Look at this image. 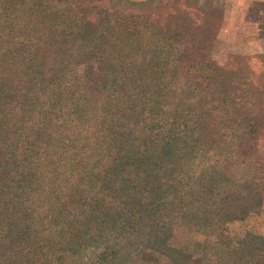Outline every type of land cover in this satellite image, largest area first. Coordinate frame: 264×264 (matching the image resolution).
<instances>
[{
	"label": "trees",
	"instance_id": "16d2710c",
	"mask_svg": "<svg viewBox=\"0 0 264 264\" xmlns=\"http://www.w3.org/2000/svg\"><path fill=\"white\" fill-rule=\"evenodd\" d=\"M17 1L7 3L9 10H16ZM174 1L55 0L71 14L66 20L50 17L47 27L57 52L71 61L57 62V73L69 75L68 89L44 83L48 77L39 67L29 73L35 80L29 79L21 97L25 99L16 104L31 106V99H38L33 93L45 84L49 95L43 98L53 113L69 101L70 122L82 131L69 134L68 145L49 136L43 139L37 131L29 141L0 119V192L10 189L14 178L39 174L41 167L34 164L35 169L33 159H42L41 164L52 160L49 151L58 146L70 155L69 147L80 144L82 133L90 141L97 113L107 106L113 113L115 99L129 113L108 117L101 135L106 145L85 149L87 158L80 164L93 171L96 165L89 159L102 154L100 163L108 166L100 179L102 190L107 193L115 180L120 182L115 190L121 204L130 207V217L117 228L137 234L147 248L169 254L174 250L166 233L179 216V225L203 235L198 256L179 250V264H264V236L246 233L235 242L224 231L228 223L245 219L263 204L264 53L231 55L218 64L211 52L222 14L210 0ZM44 2L39 0L40 10L60 9L43 7ZM253 6L261 8L255 14H262L256 15L262 28L264 2ZM253 64L259 65L258 74ZM101 95L105 101L96 102ZM9 117L4 115L15 126L24 123L23 118ZM103 121L101 115L99 128ZM56 124L52 116L49 126ZM40 140L44 142L39 146ZM236 167L248 174L237 179L232 174ZM46 171L55 174L50 164ZM72 236L80 247L82 236Z\"/></svg>",
	"mask_w": 264,
	"mask_h": 264
},
{
	"label": "rangeland",
	"instance_id": "374dc122",
	"mask_svg": "<svg viewBox=\"0 0 264 264\" xmlns=\"http://www.w3.org/2000/svg\"><path fill=\"white\" fill-rule=\"evenodd\" d=\"M9 1L0 0V92L5 97L0 100V119H3V123L9 122L7 129H17L29 141L37 131L42 133L43 139L49 136L68 145L67 136L76 130L79 133L82 131V128L75 127L70 122L72 106L69 101L57 108L59 112L53 113L54 109L43 98L49 95L45 84L40 93H33L38 99H31V106H20L16 101L25 99L21 97L29 87V79L35 80V76H30L29 73L39 67L48 77L44 83L50 81L60 90L68 89L69 75L63 78L57 73V62L66 64L71 61L62 52H57V45L47 35L50 32L47 27L51 26V19L61 16L62 20H66L71 14L56 5L55 0H44L43 7L50 5L53 11L60 8L58 12L51 13L40 10L39 0H19L15 3L16 10H9ZM113 1L117 3V0ZM164 1L168 5L175 2ZM210 1L217 7L218 14H222L217 40L211 52L214 61L223 65L231 55L253 56L264 53V20H261V28L256 15L262 14H255L261 8L253 6L255 1L263 3L264 0ZM243 10L245 20L242 22ZM51 67L55 69L53 72ZM252 67V71L258 74L255 69H259V65ZM72 69L73 64L65 71L70 73ZM167 99L172 101L173 95L168 94ZM104 101L105 96L101 95L96 102ZM111 103L114 106L113 113L108 112V106L97 113L90 141L82 133L80 144L75 143L69 147L70 155L64 153L65 148L58 146L56 150L49 151L52 160L41 164L39 161L42 159H33L34 168L38 169L34 164L41 167L40 173L33 174L31 179L14 178L10 181L17 182L10 189L4 188L0 192V264H179V250L193 258L198 256L203 235L179 225V216L170 225L171 231L166 233L167 245L174 250L169 254L147 248L145 240L139 241L138 235L132 234V231L121 232L117 227L130 217V207L127 209L121 204L123 200L120 192L115 190L121 185L119 181L115 180L107 193L102 190L104 182L100 179L108 166L107 163L100 162L105 157L97 154L98 164H94L95 158L89 159L92 165H96L93 171L89 165L80 164L82 159L87 158L85 149L88 150L94 144H97V148L106 145L101 135L106 133L104 130L110 115L124 117L129 113L115 99ZM5 114H10L9 119L12 121L23 118L24 123L15 126L16 124L4 118ZM101 115L104 119L103 128H99ZM52 116L56 126H49ZM43 142L40 140L38 145ZM31 147L30 145L29 148ZM261 149H264V144ZM227 163L230 164L231 161ZM49 164L54 167V175L46 171ZM223 164L224 161L220 166ZM98 169L100 173L97 172ZM236 169L238 170L232 174L237 179L248 174L243 167ZM19 183H23L24 187L20 188ZM224 231L228 239L235 242L246 233L264 236V199L259 210L241 221L228 223ZM76 233L83 238L80 247L75 244L79 239L75 241L72 236Z\"/></svg>",
	"mask_w": 264,
	"mask_h": 264
},
{
	"label": "crops",
	"instance_id": "0c3cea01",
	"mask_svg": "<svg viewBox=\"0 0 264 264\" xmlns=\"http://www.w3.org/2000/svg\"><path fill=\"white\" fill-rule=\"evenodd\" d=\"M139 1H140V0H139ZM244 1H245V0H244ZM244 9H245V8H244ZM241 12H242V10H241ZM244 13H245V10H243V17H242V19H241L242 22L245 20Z\"/></svg>",
	"mask_w": 264,
	"mask_h": 264
}]
</instances>
